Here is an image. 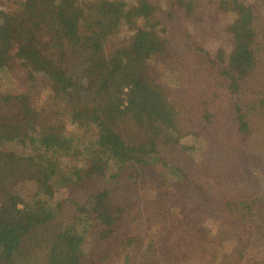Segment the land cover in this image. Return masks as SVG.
Listing matches in <instances>:
<instances>
[{
  "label": "trees",
  "instance_id": "1",
  "mask_svg": "<svg viewBox=\"0 0 264 264\" xmlns=\"http://www.w3.org/2000/svg\"><path fill=\"white\" fill-rule=\"evenodd\" d=\"M167 1L188 17L198 7ZM210 3L211 19L232 42L214 54L194 40L172 47L177 29L158 16L157 0H0V76L15 63L30 78L40 75L48 91L39 102L0 87V264H109L116 250L123 264H161L165 249H135L142 233L104 181L139 179L153 160L164 162L161 150H179L191 132L182 118L192 116L206 143L194 171L175 164L179 182L193 184L202 172L221 186V175L246 157L251 113H264V83L249 98L242 91L255 64V12L244 0ZM122 25L126 37L118 36ZM158 57L179 67L170 72L180 101L153 68ZM69 123L92 127L93 140L74 147ZM71 156L79 162L61 160ZM62 188L86 191L67 200L74 210L65 225L66 200L53 198ZM258 199L231 198L224 208L247 216Z\"/></svg>",
  "mask_w": 264,
  "mask_h": 264
},
{
  "label": "rangeland",
  "instance_id": "2",
  "mask_svg": "<svg viewBox=\"0 0 264 264\" xmlns=\"http://www.w3.org/2000/svg\"><path fill=\"white\" fill-rule=\"evenodd\" d=\"M125 1L130 4L135 0ZM244 2L253 8L256 15L255 64L242 86L243 93L249 98L264 83V0ZM10 3L11 1L8 4ZM197 3L195 14L188 17L176 12L167 0H157L158 16L168 28L177 29V35L171 37L172 47H183L178 46L182 44L181 40L188 44L194 40L211 54L220 47L231 49L232 42L228 34L211 19L215 7L210 0H197ZM128 34L127 28L120 26L118 36L126 37ZM151 64L160 73L163 82L173 87L174 96L180 101L183 95L177 91L178 74L170 72V68L179 67L159 57L151 60ZM13 65L15 66L6 73L1 72L2 90L30 93L39 97V102H45L48 91L40 75L30 78L26 70L15 63ZM193 119L192 116L190 119L184 116L180 124L191 130L180 139V145L192 147L190 153L182 150L180 145L175 152H172L175 148H166L161 150V158L164 151L167 159L163 158L164 162L153 160L141 174V178L104 181H108L105 185L117 188L114 198L123 203L125 217L129 218L128 221H133L131 223L136 232L142 233L141 243L135 249H144L153 244L160 251L165 249L167 255H163L161 264H264V113L258 108L251 113L249 137L244 150L246 157L234 170L221 175V186L215 177L203 176L202 172L193 184L179 182L181 179L175 164L189 172L194 171L196 163L202 160L200 153L206 143L204 131L197 127ZM67 135L73 137L74 147H83L93 140L94 130L92 127L88 130L80 123H69ZM9 145L17 151L22 150L16 142ZM26 149L31 150V147ZM61 160L66 164L79 162L73 156L62 157ZM85 193L86 191L63 188L55 190L53 198L66 200L63 215H59L62 225L69 222L74 210V206L67 200L71 198L81 201ZM246 193L248 196L245 197ZM254 194L259 199L254 210L247 216L239 215L233 208H224V201L229 202L231 198L247 200ZM181 236L184 241L180 240ZM91 243L89 237L84 249H89ZM108 263L123 264V253L116 250Z\"/></svg>",
  "mask_w": 264,
  "mask_h": 264
}]
</instances>
